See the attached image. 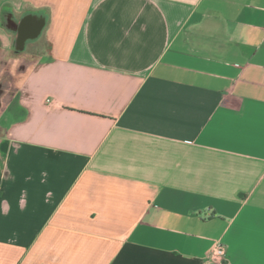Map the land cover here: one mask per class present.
<instances>
[{"label":"crops","instance_id":"crops-1","mask_svg":"<svg viewBox=\"0 0 264 264\" xmlns=\"http://www.w3.org/2000/svg\"><path fill=\"white\" fill-rule=\"evenodd\" d=\"M0 264H264V0H0Z\"/></svg>","mask_w":264,"mask_h":264},{"label":"built area","instance_id":"built-area-1","mask_svg":"<svg viewBox=\"0 0 264 264\" xmlns=\"http://www.w3.org/2000/svg\"><path fill=\"white\" fill-rule=\"evenodd\" d=\"M212 258L219 260V261H226L227 258V249L224 245H217V247L215 248L214 252H213V256Z\"/></svg>","mask_w":264,"mask_h":264},{"label":"water","instance_id":"water-1","mask_svg":"<svg viewBox=\"0 0 264 264\" xmlns=\"http://www.w3.org/2000/svg\"><path fill=\"white\" fill-rule=\"evenodd\" d=\"M28 19V18H27ZM24 26H26V25H24ZM23 26V27H24ZM43 26L44 25H40V24H38L37 26H36V31H34V34H39L41 31H42V29H43ZM26 36H28V34H27V32L25 31V29L23 28V30H22V32H21V36H20V40H19V42L20 43H23L24 42V40H25V37Z\"/></svg>","mask_w":264,"mask_h":264}]
</instances>
